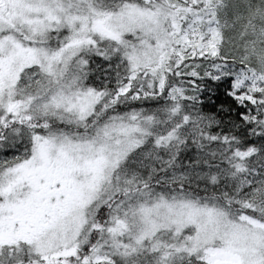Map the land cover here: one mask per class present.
<instances>
[{"label":"snow or ice","instance_id":"snow-or-ice-1","mask_svg":"<svg viewBox=\"0 0 264 264\" xmlns=\"http://www.w3.org/2000/svg\"><path fill=\"white\" fill-rule=\"evenodd\" d=\"M0 264H264V0H0Z\"/></svg>","mask_w":264,"mask_h":264}]
</instances>
